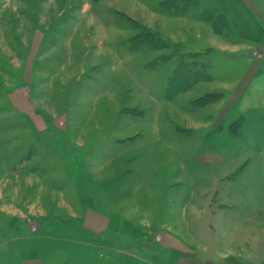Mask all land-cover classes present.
<instances>
[{
	"label": "rangeland",
	"instance_id": "obj_1",
	"mask_svg": "<svg viewBox=\"0 0 264 264\" xmlns=\"http://www.w3.org/2000/svg\"><path fill=\"white\" fill-rule=\"evenodd\" d=\"M92 1L0 0V264H264V0Z\"/></svg>",
	"mask_w": 264,
	"mask_h": 264
},
{
	"label": "trees",
	"instance_id": "obj_2",
	"mask_svg": "<svg viewBox=\"0 0 264 264\" xmlns=\"http://www.w3.org/2000/svg\"><path fill=\"white\" fill-rule=\"evenodd\" d=\"M90 2L92 0H89ZM196 0H175L173 2H170L168 1L167 3L165 4H162V7L164 8L163 10L167 11V10H171L172 12H174L176 15H179V16H183L187 13H189L190 11L193 10L194 8V2ZM93 2V1H92ZM91 2V3H92ZM95 2V1H94ZM93 4V3H92ZM192 9V10H191ZM206 21H210V20H206ZM154 34L151 32V31H147L145 30L143 34L141 35H137L133 41V44L134 46H140L143 48V49H152L154 48L155 50H159L161 49L160 47H154L152 44L155 43L154 41H156L157 39H154L153 38ZM157 37V35H155ZM159 39V38H158ZM148 41H152L150 42V46H152V48L149 46L148 48L145 47L143 44L144 42H148ZM167 45V43H166ZM168 46V45H167ZM202 83V82H201ZM175 86H178V89H175L174 87ZM189 86L187 84V82L184 80L182 83H177L174 85L172 91L173 92H182L184 93L185 91H187V89L183 90L185 87ZM184 87V88H183ZM177 88V87H176Z\"/></svg>",
	"mask_w": 264,
	"mask_h": 264
},
{
	"label": "crops",
	"instance_id": "obj_3",
	"mask_svg": "<svg viewBox=\"0 0 264 264\" xmlns=\"http://www.w3.org/2000/svg\"><path fill=\"white\" fill-rule=\"evenodd\" d=\"M181 45H183V44H181ZM251 58H252V60H254L252 56H251ZM253 62H254V61H253ZM254 63H256L257 65H259L257 61L254 62ZM219 157H220V156H219Z\"/></svg>",
	"mask_w": 264,
	"mask_h": 264
}]
</instances>
